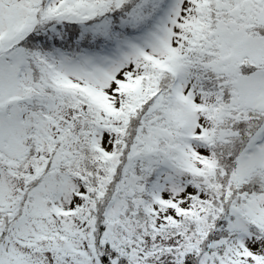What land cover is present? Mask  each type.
<instances>
[{
  "label": "snow or ice",
  "instance_id": "1",
  "mask_svg": "<svg viewBox=\"0 0 264 264\" xmlns=\"http://www.w3.org/2000/svg\"><path fill=\"white\" fill-rule=\"evenodd\" d=\"M0 264H264V0H0Z\"/></svg>",
  "mask_w": 264,
  "mask_h": 264
}]
</instances>
